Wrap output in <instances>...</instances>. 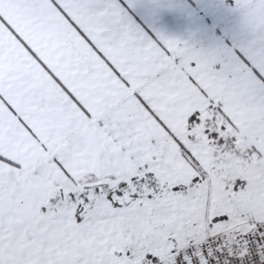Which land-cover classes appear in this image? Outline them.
I'll return each mask as SVG.
<instances>
[{
    "label": "snow or ice",
    "instance_id": "obj_1",
    "mask_svg": "<svg viewBox=\"0 0 264 264\" xmlns=\"http://www.w3.org/2000/svg\"><path fill=\"white\" fill-rule=\"evenodd\" d=\"M137 7L0 0V264H264V0L211 50Z\"/></svg>",
    "mask_w": 264,
    "mask_h": 264
},
{
    "label": "crops",
    "instance_id": "obj_2",
    "mask_svg": "<svg viewBox=\"0 0 264 264\" xmlns=\"http://www.w3.org/2000/svg\"><path fill=\"white\" fill-rule=\"evenodd\" d=\"M133 19L151 34L161 31L205 50L231 47L244 35L234 0H137Z\"/></svg>",
    "mask_w": 264,
    "mask_h": 264
}]
</instances>
